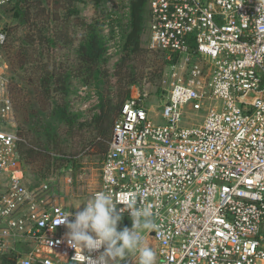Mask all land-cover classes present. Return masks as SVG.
I'll return each mask as SVG.
<instances>
[{"label": "built area", "instance_id": "1", "mask_svg": "<svg viewBox=\"0 0 264 264\" xmlns=\"http://www.w3.org/2000/svg\"><path fill=\"white\" fill-rule=\"evenodd\" d=\"M16 1L0 0V263L12 255L13 264H82L65 226L53 228L72 212L50 184H26L18 149L26 140L15 129L2 60L6 11ZM121 6L102 21L114 58L129 14V3ZM148 10L149 47L167 52L165 123L149 119L147 89L124 100L89 200L109 193L129 219V209L147 210L155 229L138 234L155 264H264V0H148ZM77 95L98 103L87 85ZM139 260L136 249L107 264Z\"/></svg>", "mask_w": 264, "mask_h": 264}, {"label": "trees", "instance_id": "2", "mask_svg": "<svg viewBox=\"0 0 264 264\" xmlns=\"http://www.w3.org/2000/svg\"><path fill=\"white\" fill-rule=\"evenodd\" d=\"M44 1L20 0L12 4L13 17L15 16L18 22L13 26L7 24V40L2 51V60L7 64L10 78L9 92L16 116L15 129L25 140L30 137V140L19 144V153L24 162V158L29 160L39 154L38 144L44 143L42 149L47 150L49 145L55 147L61 143H69L70 137L85 125V123L77 121V119H81L82 113L70 111V96L75 93L73 96L75 99L83 100L77 95V90L81 85H87L93 88L98 96V103L95 105L98 113L93 115L88 123L90 132L87 137L82 135L78 139L85 146H96L103 159L108 148L113 124L118 117L122 103L129 95L128 90L124 92L119 90V98L114 105L100 86L107 57L106 38L102 33V21L106 13L92 24L81 20L85 29L77 48L78 70L76 74L80 84L74 89L71 87L73 70L61 69V65L56 64L53 61V56L49 54L57 45L58 41L54 40L56 34L50 38L43 35L44 29L48 27H43L41 22L33 20L31 12L28 11L27 4ZM54 1L59 4L60 0ZM75 1L63 0L64 4H60V6L70 13H77L73 4ZM93 1L99 3L102 0ZM128 3L129 14L126 24L128 29L126 33L122 32L124 56L120 59L118 67L122 68L123 73L129 77L127 84H133L145 72L151 74L160 70L162 64H166L168 60L166 51L149 48L151 51H155L148 53L140 44L146 11L149 16L148 0H129ZM66 27L64 26V28ZM22 29L25 31L20 35L19 30ZM129 58L136 60V64H126ZM40 99L45 100L47 105L42 104ZM38 101L43 106H36ZM115 113H117L116 117ZM62 128L63 131H61ZM60 132L65 134L63 138ZM59 160L69 161L65 156L55 157L52 160L47 159V167L54 166L53 168H56L58 166L56 163ZM129 224L130 219L122 216L118 228ZM6 258H12V262L5 264H13V256L4 257L5 262Z\"/></svg>", "mask_w": 264, "mask_h": 264}, {"label": "rangeland", "instance_id": "3", "mask_svg": "<svg viewBox=\"0 0 264 264\" xmlns=\"http://www.w3.org/2000/svg\"><path fill=\"white\" fill-rule=\"evenodd\" d=\"M60 1L59 4H56L54 0H45L42 3H29L27 7L28 11L31 12L33 16V20L41 22L43 27H48L44 29L43 35L50 38L56 34L54 40L58 41L57 45L53 47L49 54L53 56V61L56 64L61 65V69L67 71L73 70L71 87L75 89L80 84L76 74L78 70L77 48L85 29V26L81 24L82 21L87 24H92L100 16L104 15L109 8L117 7L120 10L119 13H121L123 12L121 4L129 0H102L99 3L93 0H76L73 4L75 5L77 13L68 12L60 6V4H64L63 0ZM114 1H119V4H115ZM13 14L14 10L11 4L6 11L7 24L11 26L18 22V19L15 16L13 17ZM120 22L122 32L126 33L128 29V26H126L128 19L123 17ZM64 26L67 27L64 28ZM24 31L25 29L19 30V34H23ZM140 44L146 52L154 53L155 50L151 51L149 49V16L147 11ZM123 56L124 50L122 49L117 57H106L105 71H103L100 85L103 93L108 96L112 104L115 105L119 98V90L123 92L128 90L129 95L126 97L128 98L135 93L136 89H147L150 98L145 101L144 106L148 109V117L153 123L164 124L165 120L160 116V103L165 98L162 80L166 74V64H162L161 69L155 73L150 74L149 72H145L135 83L127 84L129 77L123 73L122 68L118 67V63ZM129 60L130 58L127 59L128 62L126 64H136V60ZM74 94L75 93L70 96V111L82 113L81 119L79 118L77 121L85 123L83 128L70 137L71 141L69 143H61L55 147L49 145L47 150L42 149L44 143L38 144L39 154L33 158H29V160L24 158L23 162L26 172V184L32 189H36L41 183L50 184L52 191L57 194L58 202L72 213L81 210L84 207L83 204L87 203L89 200L90 194L99 186L100 170L103 160L96 146H85L84 143L78 139L79 136L82 135L87 137L90 132L88 131L90 129L88 123L92 116L98 113V110L88 98L85 100H77L73 97ZM40 102L47 105L45 100L40 99ZM40 102L38 101L36 106H43ZM84 104H86V106L82 109ZM116 116L117 113H115V117ZM184 120L185 118H183L182 124ZM63 130L62 128L61 131ZM64 136L65 134L61 133V137L63 138ZM28 139L30 140V137L26 138V140ZM85 143H87V141H85ZM60 156L67 157L69 161L62 162L59 160L56 163L58 165L56 168H53L54 166L47 167V159L52 160ZM7 257H12V255ZM11 262L12 258L7 259L6 262L4 258L1 259L2 264Z\"/></svg>", "mask_w": 264, "mask_h": 264}, {"label": "clouds", "instance_id": "4", "mask_svg": "<svg viewBox=\"0 0 264 264\" xmlns=\"http://www.w3.org/2000/svg\"><path fill=\"white\" fill-rule=\"evenodd\" d=\"M83 205L74 214L68 212L59 217L53 225V228L60 224L65 226L66 242L75 250V254L79 250L82 264L87 259L95 264H107L109 260L122 261L130 251L136 249H139V264H155V253L148 247L141 248V236L138 234L139 229H155L147 210L129 209L131 228H118L122 212L111 194L98 191ZM70 216L72 219H69ZM85 251L99 252V255L93 259L85 256Z\"/></svg>", "mask_w": 264, "mask_h": 264}]
</instances>
